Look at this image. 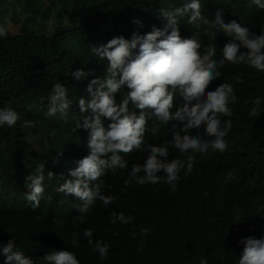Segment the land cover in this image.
<instances>
[{
  "label": "trees",
  "instance_id": "16d2710c",
  "mask_svg": "<svg viewBox=\"0 0 264 264\" xmlns=\"http://www.w3.org/2000/svg\"><path fill=\"white\" fill-rule=\"evenodd\" d=\"M187 2L190 0H0V25L7 28L10 20L21 26L18 35L7 29V36L0 37V108L10 107L22 117L13 128L0 126V247L14 239L33 264H49L44 256L61 250L75 253L80 264H199L201 257L208 264H239L243 251L240 239L264 235V103L257 117L248 115L251 104L244 103L256 96L264 99V73L228 62L206 91L223 82L234 86L238 100L229 105L233 116L220 117L222 125L232 120L226 137L229 148L222 154L211 150L207 155L195 153L191 174L180 172L175 191L163 182L141 186L133 181L125 186L132 164L142 165L146 151L121 153L128 167L117 169L115 175L108 171L100 178L102 193L117 197L107 207L97 200L88 214H81L83 201L56 191L65 181L61 171L89 154L88 130L75 129L80 117L78 102L91 98L88 83L103 78L108 66L106 58L93 55L90 47L116 36L130 39L134 31L143 35L153 25L162 28L166 20L159 10H172ZM200 2L202 14L209 20L221 9L225 22L235 19L256 34L264 31V9L252 0ZM133 19L144 26L134 25ZM51 21L54 29L48 33ZM179 31L182 38L199 32L203 45H215L214 59L222 58V48L231 39L222 32L215 40L209 39L204 26L197 29L187 23V17L180 19ZM77 68L92 74L76 81L71 72ZM237 76H242L244 83H237ZM57 82L69 89L67 98L72 103L67 122L59 114L50 118L44 115ZM128 91L122 86L115 94L116 102ZM182 104V97L176 95L171 111ZM129 108L139 113L131 104ZM24 120L36 121V126L25 128ZM102 120L107 129L111 121ZM153 122L159 130L146 134V144L160 146L171 141V125L177 122L161 124L152 117L149 124ZM198 133L203 134V126L191 131L192 135ZM246 142L250 144L245 146ZM177 157L186 160L169 144L167 159ZM42 163L45 192L34 209L23 196L25 178ZM49 171L54 173L51 179L47 177ZM229 172L233 175L230 180ZM121 211L131 215L133 222L111 224L112 212ZM237 215L239 223L233 224ZM85 228L93 230L92 245L83 235ZM144 228L152 229L147 236L141 235ZM74 234L78 241L75 247ZM97 240L110 245L105 259L92 251ZM3 259L0 256V264Z\"/></svg>",
  "mask_w": 264,
  "mask_h": 264
},
{
  "label": "clouds",
  "instance_id": "9594fccd",
  "mask_svg": "<svg viewBox=\"0 0 264 264\" xmlns=\"http://www.w3.org/2000/svg\"><path fill=\"white\" fill-rule=\"evenodd\" d=\"M252 2L264 9L262 0ZM159 12L166 20L162 28L153 25L152 30L143 35L134 31L130 39L116 36L105 44L90 47L93 55L101 60L106 58L108 66L103 78L96 77L88 83L86 90L91 98H80L78 102L80 117L75 129L88 130L89 154L76 159L75 165L61 171L59 175L65 181L56 189L57 192L71 194L83 201L79 207L81 214H88L97 200L107 207L117 199L116 196L102 193L103 181L100 178L108 171L115 175L117 169L128 167V162L121 153L147 152L142 165L132 164L125 186L133 181L141 186L163 182L175 191L180 172L184 170L185 175L191 174L195 153L207 155L210 150L221 154L226 152L229 148L226 137L232 129V120L228 119L222 125L220 117L233 116V109L229 105L235 104L238 97L231 83L223 82L214 90L206 89L222 75L219 69L225 62L237 65V68L245 67L264 73V31L256 34L235 19L225 22L221 9H217L214 19L209 20L202 14L200 0H190L172 10L161 8ZM184 17H187L188 24L197 29L204 26V34L209 39L215 40L218 32L231 38L222 48L221 59H214L217 51L215 45H203L199 32L188 38L181 37L179 24ZM132 23L141 28L144 26L139 19H133ZM7 34V28L0 25V37H6ZM91 74V70L86 72L77 68L71 72V77L80 81ZM236 81L244 83L242 76H237ZM125 85L130 91L117 103L115 94ZM68 92L69 89L59 82L53 85L45 117H56L59 114L67 122L68 109L72 103L67 98ZM176 95L182 97L183 104L172 112ZM244 103L251 104L248 115L257 117L264 99L256 96L255 99H245ZM130 104L139 110L138 114L130 110ZM152 117L161 124L177 122L171 125V141H164L160 146L146 144V134H155L159 130V125L155 122L149 124ZM102 118L111 121L107 129ZM21 119V115L14 109L0 108V126L13 128ZM36 123L24 120V127L33 128ZM202 126V135L191 134L192 130H199ZM51 135H55V132ZM204 136L210 139H204ZM169 144L181 156H186V160L177 157L169 161ZM249 144L250 142H246L245 146ZM161 172L164 176L158 175ZM53 176L51 171L47 173L48 178ZM232 178L233 175L229 172L227 179ZM25 180L27 189L23 196L31 202L34 209L38 208L45 192L44 164L37 165L35 173L28 175ZM10 198L14 199V196L11 195ZM133 219L123 211L112 212L110 223L119 221L126 225L132 223ZM239 220L240 217L235 216L233 224H238ZM151 230L144 228L141 235L147 236ZM83 235L92 245L93 230L85 228ZM133 237L135 238V233ZM239 243L243 245L239 264H264V235L259 239L251 236L241 238ZM72 244L74 247L78 246L76 234ZM109 248L108 243L97 240L92 251L105 259ZM0 256L4 258L3 264H33L31 257L25 255L14 239H9L0 247ZM44 259L49 264H80L75 253L65 250L52 251ZM199 264H208V261L201 257Z\"/></svg>",
  "mask_w": 264,
  "mask_h": 264
},
{
  "label": "rangeland",
  "instance_id": "374dc122",
  "mask_svg": "<svg viewBox=\"0 0 264 264\" xmlns=\"http://www.w3.org/2000/svg\"><path fill=\"white\" fill-rule=\"evenodd\" d=\"M8 31L13 34V35H18L20 33L21 26L20 24H14L12 21H8V26H7ZM53 26H52V21L48 23L46 31L48 33H51L53 31ZM69 173V171H68Z\"/></svg>",
  "mask_w": 264,
  "mask_h": 264
}]
</instances>
